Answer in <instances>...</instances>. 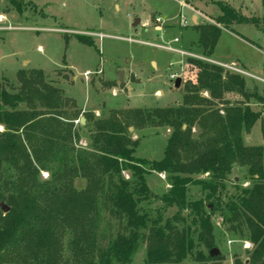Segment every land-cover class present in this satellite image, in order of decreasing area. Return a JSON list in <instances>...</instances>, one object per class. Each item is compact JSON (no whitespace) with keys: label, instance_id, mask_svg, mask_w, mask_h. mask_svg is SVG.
<instances>
[{"label":"trees","instance_id":"1","mask_svg":"<svg viewBox=\"0 0 264 264\" xmlns=\"http://www.w3.org/2000/svg\"><path fill=\"white\" fill-rule=\"evenodd\" d=\"M11 1L20 9L17 0ZM215 4L221 11L216 24L196 26L205 55H213L222 33L220 25L228 29L244 23L264 31V17L248 16L221 0ZM188 62L197 73L195 80L185 83L182 104L115 110L109 117L94 119L91 150L71 145L77 127L61 118L66 113L62 108L74 101L48 84L41 69L20 71L17 92L0 89V174L3 162L26 174L17 184L8 182L15 190L0 191V203L10 207L7 212L0 207V264H127L141 241L147 245L148 264H180L189 256L199 264H217L220 256L194 253L192 228L179 212L191 209L199 229L197 240L211 252L216 242L212 213L207 208L217 210L215 197L235 166H249L255 178L239 201L226 206L230 217L224 220L233 223V230L246 226L253 247L247 263L236 257L234 264H264V145H246L243 137L260 120L264 138V110L250 105V99L263 98L248 92L246 79L239 73L200 59L188 58ZM232 92L243 100L231 103L226 94ZM22 103L25 108H20ZM147 123L172 129L160 160L135 156L138 141L130 136L129 127ZM194 129L200 131L197 137ZM58 155V171L37 185L36 176L47 168V160ZM126 170L132 173V181L124 178ZM151 172L168 175V192L159 196L149 188L146 177ZM203 173L209 177H195ZM78 177L87 179L80 190L74 186ZM106 178L105 199L120 230L103 246L96 236L93 215ZM189 185L201 186L205 197L189 201ZM152 197L160 199L164 209L176 206L178 213L165 221L163 216L152 219L140 206ZM68 234L71 257L66 260L63 237Z\"/></svg>","mask_w":264,"mask_h":264},{"label":"rangeland","instance_id":"2","mask_svg":"<svg viewBox=\"0 0 264 264\" xmlns=\"http://www.w3.org/2000/svg\"><path fill=\"white\" fill-rule=\"evenodd\" d=\"M17 1L20 9L11 0H0V89L17 92L20 88V71L41 69L48 84L60 89L63 96L74 101L62 108L66 113L61 119L64 122L73 121L76 125L78 131L71 144L76 149L91 150L94 119L109 117L115 110H150L182 104L185 83L195 80L197 73L188 58L220 65L226 71L241 74L245 79L247 75L240 64L260 75L264 73V52L259 49L264 50V31L251 24L234 23L228 29L220 25L222 33L212 56L205 55L199 46L196 26L216 24L221 11L215 1L219 0ZM221 1L242 10L248 16L264 17L262 0ZM193 16H197V22ZM135 18H140V22L133 24ZM184 19L188 25H182ZM80 36L94 44L81 42ZM213 58L228 63L234 61L235 64H219ZM120 70L124 71V82L118 78ZM172 76L182 79L180 87H175L176 78ZM247 77L248 92L257 93L263 98L250 99L251 107L264 110V81ZM202 94L208 96L206 91ZM226 98L231 103L243 100L236 92L227 93ZM20 108H25V104L22 103ZM82 117L85 118V124L77 122ZM259 121L249 133L243 134L246 145H264ZM164 128L157 123L130 126V136L138 141L135 156L161 159L167 142V135L162 131ZM166 128L171 134L172 129ZM0 130H3V126H0ZM199 132L194 129L196 137ZM47 162L48 169L40 171L36 176V184L45 183L51 179L52 172L58 171L59 155ZM160 174L151 172L146 177L149 188L159 196L167 190L169 183L168 175L165 173L166 178L163 179ZM25 175L14 165L3 162L0 191L8 194L15 190V186L8 182L17 184L15 182ZM123 176L133 180L129 170L124 171ZM195 177L207 179L209 175L203 173ZM254 178L249 166H235L228 174L225 187L215 197L217 210L207 208L212 213L215 248L219 249L217 264H234L236 257L246 263L249 261L253 247H246L249 242L246 226L233 230L230 227L233 223L224 218L230 217L227 204L239 201L244 195L243 190L252 186ZM104 182V191L99 195L97 210L93 215L96 236L103 246L120 230L119 221L110 214L105 199L109 184L107 178ZM86 185L85 177L74 180L78 190ZM204 197L201 186L189 185V201ZM140 206L152 219L163 216L165 221L178 213L176 206L164 209L163 202L153 197L141 202ZM179 213L192 228L196 241L194 253L203 251L206 256H213L197 240L199 229L191 209ZM70 238V234L63 237L66 260L71 257ZM212 262L209 261V264ZM127 264H148L145 241L140 242L138 251ZM180 264L199 262L189 256Z\"/></svg>","mask_w":264,"mask_h":264},{"label":"crops","instance_id":"3","mask_svg":"<svg viewBox=\"0 0 264 264\" xmlns=\"http://www.w3.org/2000/svg\"><path fill=\"white\" fill-rule=\"evenodd\" d=\"M119 8H120V5H119ZM197 17V16H196ZM194 18H195V16H193V20H194ZM136 19L137 18H135V21H136ZM198 19V18H197ZM139 20H140V18H139ZM135 21L133 22V24H135ZM140 22V21H139ZM186 25H188V24H186ZM185 26V25H184ZM253 45V44H252ZM261 51H263L264 52V50H262L261 48H259ZM214 59V61H216L217 63H219V64H223V65H232V64H235V62L234 61H232L231 63H228V62H223V61H221V60H218V59H216V58H213ZM156 64H157V67H158V63L156 62ZM240 66L243 68V70H244V72H245V74L247 75V76H250V77H253V78H255V79H258V80H260V81H264V73H262V75H260V74H258V73H256V72H252L251 70H249V69H247L243 64H240ZM246 76V81L248 82V80H249V78ZM180 101V100H179ZM181 101H182V98H181ZM107 102V105H109V103H108V101H106ZM112 106V105H111ZM259 123H260V126H261V122L259 121ZM162 131H165V133H166V135H167V141H168V138H169V135H170V130L168 129V128H164V129H162ZM245 141H247V138H245ZM166 144H167V142H166ZM164 156V155H163ZM144 158V157H143ZM147 159V158H146ZM162 159V158H161ZM149 160H153V159H149ZM155 160V159H154ZM158 160H160V159H158ZM158 173V172H157ZM158 174H160V173H158ZM170 187H171V185L169 184V183H167V190L164 192V193H166V192H168L169 191V189H170ZM163 193V194H164Z\"/></svg>","mask_w":264,"mask_h":264},{"label":"water","instance_id":"4","mask_svg":"<svg viewBox=\"0 0 264 264\" xmlns=\"http://www.w3.org/2000/svg\"><path fill=\"white\" fill-rule=\"evenodd\" d=\"M139 18L136 19L135 21V24H137L139 22ZM194 21L197 22V17L195 16L194 18ZM118 78L121 82H124V71L123 70H120L119 73H118ZM182 83V79L180 77L176 78L175 80V87H180ZM80 123L81 124H85V118H80ZM186 127V125H184V128ZM130 130H132V128H130ZM0 207L2 210H4L5 212L9 211L10 210V207L8 205H6L5 203H0ZM211 254L212 255H217L219 254V249L218 248H214L212 251H211Z\"/></svg>","mask_w":264,"mask_h":264},{"label":"built area","instance_id":"5","mask_svg":"<svg viewBox=\"0 0 264 264\" xmlns=\"http://www.w3.org/2000/svg\"><path fill=\"white\" fill-rule=\"evenodd\" d=\"M181 23H182V25H186V24H187L186 19H184L183 21H181ZM88 73H89V72H88ZM88 73H87V74H88ZM172 78L175 79L176 76H172ZM77 122H80V120H77ZM160 176H161L163 179L166 178V174H165V173H161ZM250 245H251V244H250L249 242L246 243V247H250Z\"/></svg>","mask_w":264,"mask_h":264}]
</instances>
